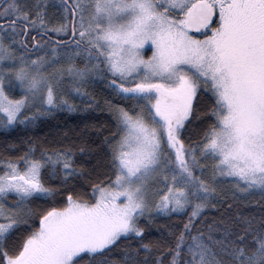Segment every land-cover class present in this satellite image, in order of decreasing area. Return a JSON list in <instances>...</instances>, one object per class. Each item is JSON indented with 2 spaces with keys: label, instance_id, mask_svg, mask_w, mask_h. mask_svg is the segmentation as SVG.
<instances>
[{
  "label": "snow or ice",
  "instance_id": "1",
  "mask_svg": "<svg viewBox=\"0 0 264 264\" xmlns=\"http://www.w3.org/2000/svg\"><path fill=\"white\" fill-rule=\"evenodd\" d=\"M77 100L0 156V264H264V0H0V129Z\"/></svg>",
  "mask_w": 264,
  "mask_h": 264
},
{
  "label": "trees",
  "instance_id": "2",
  "mask_svg": "<svg viewBox=\"0 0 264 264\" xmlns=\"http://www.w3.org/2000/svg\"><path fill=\"white\" fill-rule=\"evenodd\" d=\"M94 88L99 89L98 93L93 92L97 98L107 95L102 84H98L94 86ZM84 103L85 101L77 103L79 105L77 111L68 112L65 110L58 112L54 119L44 121V123L35 130L25 129L23 126L8 130L0 129V156L16 157L20 155L23 149L10 151L8 146L13 143L18 145L21 139H26L28 137H39L46 143H54L60 138V133H68V135L73 139H75L78 134H82L88 137L89 142H91L92 140L97 139L95 132L101 126H106L111 130L113 124L110 116L104 111H85L83 110ZM92 125H96V128H93ZM86 126L87 132L84 131ZM68 142L70 141H65V143ZM248 210L259 212L261 209L259 207L249 206ZM208 215L215 216L217 213H208ZM160 223L163 224L165 221L161 220ZM155 234L156 233L154 232L153 235Z\"/></svg>",
  "mask_w": 264,
  "mask_h": 264
},
{
  "label": "rangeland",
  "instance_id": "3",
  "mask_svg": "<svg viewBox=\"0 0 264 264\" xmlns=\"http://www.w3.org/2000/svg\"><path fill=\"white\" fill-rule=\"evenodd\" d=\"M147 47V46H146ZM146 55H150V51L146 52ZM92 92L98 93L99 89L91 88L89 89ZM19 94V93H18ZM83 101L77 100V103H82Z\"/></svg>",
  "mask_w": 264,
  "mask_h": 264
}]
</instances>
